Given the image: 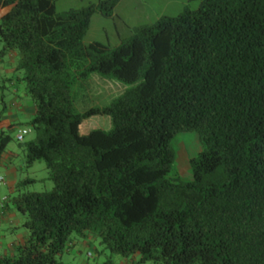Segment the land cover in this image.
Listing matches in <instances>:
<instances>
[{"label":"trees","instance_id":"1","mask_svg":"<svg viewBox=\"0 0 264 264\" xmlns=\"http://www.w3.org/2000/svg\"><path fill=\"white\" fill-rule=\"evenodd\" d=\"M119 1L58 13L56 0H0L11 7L0 57L17 53L36 107L26 164L43 160L54 184L18 182L12 200L29 235L0 264H73L67 250L89 233L108 264L136 254L134 264H264V0H202L117 46L85 42L93 14ZM92 74L130 86L80 110L76 88ZM96 114L112 130L79 133ZM187 131L203 148L191 178L172 176V141ZM12 139L0 135V158Z\"/></svg>","mask_w":264,"mask_h":264},{"label":"rangeland","instance_id":"2","mask_svg":"<svg viewBox=\"0 0 264 264\" xmlns=\"http://www.w3.org/2000/svg\"><path fill=\"white\" fill-rule=\"evenodd\" d=\"M100 1L102 0H56L55 7L58 13H65ZM201 2L202 0H120L111 15L102 12L93 14L84 41L96 40L114 47L128 39L136 27L152 24L162 16H176L185 8L196 9ZM7 9L9 7L0 8V14ZM129 86L128 83L114 77L92 74L83 86L76 88L77 106L80 110L106 106ZM112 128L111 117L107 114L93 115L77 125L79 133L87 134L90 131H95L97 136H101L103 131H110ZM33 136V133L26 135L22 142L30 140ZM13 142L16 143L14 140ZM172 145L175 149L176 160L171 175L191 178L190 158L197 155L203 148L198 133L195 131L182 132L174 138ZM30 177L37 179V182L27 187L31 191L48 190L54 185L49 178L46 163L41 159L36 160L25 173V178ZM96 247L97 249H94L92 246L95 255L91 260L94 261V258L101 257L105 260L104 255L96 254L100 249L99 241ZM65 260L71 261L67 256Z\"/></svg>","mask_w":264,"mask_h":264},{"label":"crops","instance_id":"3","mask_svg":"<svg viewBox=\"0 0 264 264\" xmlns=\"http://www.w3.org/2000/svg\"><path fill=\"white\" fill-rule=\"evenodd\" d=\"M7 11L8 9L4 10L0 17ZM93 41L96 40L89 42ZM17 60V53L0 57V109L5 105L4 112L0 114V135L11 133L13 137L0 158V252L11 257L18 254V247L26 242L29 235L23 225L24 215L14 204L12 194L16 191L18 182L25 179V173L34 164H26L24 151L21 142L16 139V133L20 128L28 127L27 122L36 112V107L16 69ZM30 178L37 182L36 178ZM98 241L96 235L89 233L85 239L74 241L64 258L69 257L73 264H108L103 257L91 260L95 255L92 246L97 249ZM136 258L137 254L132 260L115 256L113 261L116 264H134Z\"/></svg>","mask_w":264,"mask_h":264},{"label":"built area","instance_id":"4","mask_svg":"<svg viewBox=\"0 0 264 264\" xmlns=\"http://www.w3.org/2000/svg\"><path fill=\"white\" fill-rule=\"evenodd\" d=\"M30 133V129L28 127L20 128L16 133V139L20 142L24 141L26 135Z\"/></svg>","mask_w":264,"mask_h":264},{"label":"water","instance_id":"5","mask_svg":"<svg viewBox=\"0 0 264 264\" xmlns=\"http://www.w3.org/2000/svg\"><path fill=\"white\" fill-rule=\"evenodd\" d=\"M10 9H11V7H9L8 11H9ZM8 11H7V12H8Z\"/></svg>","mask_w":264,"mask_h":264}]
</instances>
